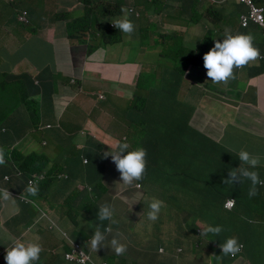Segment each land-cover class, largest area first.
Segmentation results:
<instances>
[{
	"label": "crops",
	"instance_id": "obj_1",
	"mask_svg": "<svg viewBox=\"0 0 264 264\" xmlns=\"http://www.w3.org/2000/svg\"><path fill=\"white\" fill-rule=\"evenodd\" d=\"M110 2L121 3L127 8L134 7L137 10L134 0H23L22 7L30 12L31 24L22 26L18 23L17 16L11 15L4 19L3 14L9 10L8 2L0 0V40L4 38L7 42V45L0 47L11 49L13 52L8 51L12 54L21 51L26 43L33 45L40 57L46 55V60L42 61L43 73L56 70L60 75L72 76L78 72L83 81L85 76L103 77L111 83L123 82L132 85L135 79H127L129 74H133L130 66L139 63L137 59L134 64L120 66L122 73L128 74L123 75L124 78L113 71L119 67L111 68L106 74L100 68L99 62L94 61L96 56L106 53L101 37L97 38L93 34L100 16L95 6L110 5ZM177 2L181 0H169L170 5ZM85 5H92L93 9L88 12ZM195 6L200 10L199 3H195ZM238 9L241 12L246 10L241 5ZM133 22L136 24L135 40L143 39L141 18L137 17ZM81 31H85L89 36L79 38ZM242 32L252 33L255 43L264 51V29L260 30L255 25L248 29L238 27L237 33ZM130 39L134 40V37ZM122 44L125 45L123 55L126 57L130 49L132 50V45L127 42ZM22 58L24 60L16 69L35 71L31 62L26 61V57ZM104 62L110 64L108 60ZM258 65L260 69L250 71L252 65L244 68L228 86L219 87L221 90L230 91L235 99L219 104L221 110L227 107L225 112L229 117L228 119L223 114V127L230 121V126L247 138L240 146L225 149L226 134L219 138L216 150L213 146L212 150H209L205 138L201 141L202 149L195 150L193 154H188V149L178 145L179 141L175 139L155 143L156 148L162 151L160 157L147 162L144 181L137 182L140 187L134 184L126 190L125 185L119 186L115 180V164L95 147L97 142L107 146L114 141L113 135L101 132L91 118L95 116L99 121H107L114 111L111 100L106 98L102 105H96L89 96L79 95L75 99L77 106L65 125L61 124V119L70 106L67 102L70 98L51 100L49 96L42 101V123L37 126L33 123V142L24 154L27 157L32 153L40 156V173H46L47 179L39 183L38 194L31 197L25 187V180L28 174L32 173L31 170L21 168L24 172L23 178L8 176L9 180L7 177L2 180L7 172H0V254L5 253L10 243L16 239L35 240L44 249L42 259L45 261L40 264H62L61 256L58 258L59 262L48 263L51 260H48L46 248L50 251L52 247L47 243L63 236L60 230L72 231L70 242L73 245H76L77 241L91 238L96 226L100 224L97 209L90 210V215L84 219L80 201L91 196L94 200L97 199L98 205L107 202L114 206L118 223L112 225L113 231L109 239L119 232L118 239L127 246V251L122 256H117L110 248L102 247L107 250V255L97 257L98 261L107 260L108 264H264L262 190L258 186V194L249 198V181L245 180L233 186L223 183L228 178L229 171L226 169L225 172V164L232 169L240 166L233 149L238 151L243 148L252 154L264 156V65ZM73 88L64 95L69 96L73 90H77V86L74 85ZM83 88L85 89L84 86ZM114 90L115 88H111L106 93L113 94ZM231 106H236V111H232ZM45 125H51V128L46 129ZM92 127L93 139L90 136ZM209 134L216 136V130H211ZM167 138L169 137L165 135V139ZM44 142L47 144L44 145ZM37 145L43 148L49 146L48 150L45 149L46 154H39ZM179 146L182 148L181 153L177 150ZM143 148L145 149V146ZM207 152L215 154L209 156V160L205 161H208L207 163H197L201 162L198 159ZM44 157H48L52 163L41 171ZM155 159H161L158 165L164 166L159 173L152 172L150 162ZM91 164L96 165L99 174ZM110 164L113 167H110ZM54 165H57L56 172L51 170ZM256 171L263 179L264 160ZM60 174H64L66 178H61ZM187 174L199 178L200 181L188 178ZM97 180L99 186L95 190L94 183ZM113 188L115 190H112ZM5 189L11 197L7 200L3 198ZM150 197H156L166 205L155 222L148 220L146 216ZM226 198L245 200L250 206L241 205L233 212L224 211L223 203ZM65 203L72 222H69L66 228L60 226L55 229L51 221L60 225L66 210H59ZM221 217L227 219L232 226L233 232L230 235L200 236L205 226H212V222ZM108 223L104 221L103 225L107 226ZM230 237L238 238L245 248L244 253L238 254L234 259L223 255L220 248V244Z\"/></svg>",
	"mask_w": 264,
	"mask_h": 264
},
{
	"label": "clouds",
	"instance_id": "obj_2",
	"mask_svg": "<svg viewBox=\"0 0 264 264\" xmlns=\"http://www.w3.org/2000/svg\"><path fill=\"white\" fill-rule=\"evenodd\" d=\"M138 1L139 3L134 4L137 8L135 10L134 7L127 8L125 5L121 8L122 16L114 18L110 25L111 27H115L119 30V32L123 33L127 38L134 37V40L130 39V45H132V50L127 53V56L124 57V47L122 43H113L110 45H105V54L107 58H110L108 62L110 64L123 66L127 64H134V62H128L129 59H140L144 56L142 62L138 60V64L145 63L147 65L148 70H152L155 68L153 66L152 53L150 49L152 46H160V57L163 60V50H164V38L163 35H168L172 32L171 29L165 28L167 26V22L164 23V19L166 17H160V13H157V7L153 8L149 11H144L143 0H134V3ZM181 1V6H182ZM201 2V0L196 1V3ZM165 4H169V0L166 1ZM178 5V2L175 5H170V9H175ZM239 5L243 6L246 10L242 12L241 15V27L247 28L249 26V22L255 23L263 27L264 29V4H261L257 0H239ZM23 6V5H22ZM20 7L19 10L16 11L17 21L22 26H29L31 24L30 12L27 9H23ZM218 6L222 8L221 1H219ZM210 7V6H209ZM19 8V7H18ZM208 8V7H207ZM204 10L201 11H206ZM216 10L217 8L213 6ZM15 9H13L14 12ZM26 12L27 13V22L21 21L20 16ZM147 18V23L142 30L144 34V38L139 40H135L136 36V24L133 22L137 17L142 19L143 14ZM161 14H167L171 16V18L178 19L177 17L172 16V14H168L162 12ZM179 20V19H178ZM205 20H202L195 25L204 23ZM149 22H153L156 24L154 29H150ZM209 22V21H208ZM212 26V22H209ZM206 26V27H205ZM205 36L209 31L210 26L207 25V21H205ZM181 35L185 40L184 34ZM205 36L201 40V42L205 39ZM213 37V35H212ZM129 39L127 41H129ZM157 39V40H155ZM144 40H147L148 44H144ZM166 41V40H165ZM173 42L176 43L175 37ZM200 42V43H201ZM200 43L197 47H199ZM213 47L203 55V67H195L189 66L190 72H187V68L185 69V80L191 79L197 80L194 77L195 73L200 72L204 75V78L207 80L204 82L195 81V84L200 86V90L207 92L208 95L201 99L202 96L198 95V91H195L192 87H188L185 83V80L182 84L179 85L178 90L176 92V98L181 99L179 104L181 105H191L195 108L193 117L189 116L188 118H184V113L178 114H168L170 104L169 102L159 106L154 103V100L158 98H162L169 95L171 90V71L170 68L164 69L161 68L157 72L147 73L146 75L140 76V78H135L134 84H126L125 86H129L130 89L127 91L129 95L133 98L135 97L132 94V90L135 88H139L140 91L143 92V104L141 106H136L139 110L137 112V116L132 111V105L128 107V122L123 125L125 130H128L127 135L123 136L122 141L116 138L115 134L113 135L114 141L111 145H105L103 143L97 142L95 144L96 149L101 150V154L106 158L111 157L112 162L115 164L116 170L120 173V179L123 185L132 186L136 185L140 187L137 182H140L144 179L146 170H147V151L143 147H136L132 149L131 145V136L133 134H145L147 127H156L157 123L162 119L173 120V124L169 126L167 131V139L164 138L163 142L171 141L172 139L178 140V145L183 146L185 149H188V154H193L195 150H200L203 147L201 141L206 138L208 142V148L211 151L212 146L217 148L218 140L221 137L222 127L225 122V118L223 116H227V112H225V108L220 111L214 112L210 110L206 112L199 103L206 102V104H212L213 100L220 102L227 101H235L233 98V94L230 91L221 90L219 87L228 86V84L236 79L237 70H242L250 64L256 63L259 60L264 59V55L261 54L260 49L255 45V37L252 33H236L233 34V31L230 27H225L223 30V39L222 41L214 42V38H212L211 44ZM193 47V46H192ZM1 48L0 50H2ZM9 50V49H8ZM6 48L0 54L2 62L0 65L7 62L9 51ZM24 60L23 58H19L12 68L14 74H18L27 80V82H34L33 75H38L40 77V68L44 67L43 62H40V65L35 63H31L34 67L35 71L32 69L31 71H21L16 69L18 64ZM148 61L151 62L148 65ZM14 63V62H13ZM161 63V62H160ZM159 63V67L160 64ZM135 65V64H134ZM167 71L169 74V78H165L161 81V83H155L152 81H158L157 75L159 71ZM56 71V70H55ZM141 74V73H140ZM143 76L147 77L148 82H141ZM37 78V77H36ZM29 80V81H28ZM136 81L138 83L136 84ZM35 84L41 85V82L35 79ZM33 83V84H34ZM56 83L60 85L61 79L57 80ZM206 83L210 88L208 90L203 87V84ZM34 84V88L29 92L33 93V95L38 94V89ZM71 84L73 86H77V90L83 91L84 81L83 77L80 76L79 82H77L73 75L71 76ZM57 85V86H58ZM54 85V88L57 87ZM213 88H219V90H213ZM43 97L42 101L46 100L49 96L50 98H54V94H51L52 91L45 89L42 87ZM74 89V88H73ZM120 89V88H119ZM115 89L114 92L116 90ZM77 90H73L72 96L69 97L68 103H72L80 94H78ZM123 90V89H122ZM202 94V95H203ZM30 99V97L27 96ZM129 100V98H126ZM55 100H63V99H55ZM98 100L103 103L106 100L105 95H100ZM30 102V100H29ZM23 106H26L22 103ZM232 111H236V106H231ZM7 106L3 102H0V115L5 116ZM22 111L26 113L24 125L21 117L18 114H12L9 116L7 124H0V172H7V175L3 177L4 180L8 176H14L16 178L22 179L24 176V172L22 171L21 163L18 167L12 168L9 166L7 171H3V166L6 161H11L12 158L10 154L14 151H17L23 156H26L21 149L17 146L25 144L27 141L33 142V138H31L33 121L31 117L27 114V110L22 107ZM234 113V112H232ZM228 117V116H227ZM114 118V111L109 115V119ZM109 119L107 121L103 120L106 126L109 127ZM229 119V117H228ZM42 123V117L41 121ZM232 122L229 121L228 126L231 125ZM95 124V122H94ZM98 127V126H97ZM46 129H50L51 125H45ZM99 128V127H98ZM101 132H105L103 129L99 128ZM211 130H216V136H212L209 134ZM85 131H83V134ZM94 129L92 127L90 136L93 139ZM120 133L118 132V134ZM26 140V141H25ZM221 143V140L219 144ZM9 144V146H6ZM44 145L47 143L44 142ZM145 146V145H143ZM4 150H7V156H5ZM109 150V151H107ZM107 151V152H106ZM236 151L238 160L240 161V166L235 169H230L228 171V178L223 181L224 184L233 186L234 184L243 183L245 180L250 182L248 196L249 198L255 197L258 194V186L259 189L262 190V195H264V178L261 179L260 174L256 169L261 166V161L264 160V156L255 155L250 153L249 151L241 148ZM27 157V156H26ZM25 158V157H24ZM87 163V160H85ZM64 174H60L59 176L62 178ZM66 178V176L64 175ZM47 179V174L39 175L35 177L33 173H29L25 180L26 191L35 196L38 194L39 183ZM92 190V189H90ZM3 198L5 200L11 198L7 189L3 190ZM97 200V199H96ZM66 204V203H65ZM238 205L237 200L233 198H226L223 203V208L227 211H234L236 206ZM248 205L249 203L239 204ZM165 202L156 198L150 197L148 201V211H147V219L155 222L158 220L162 209L165 207ZM67 204L59 210H66ZM116 212L115 208L110 203H102L99 205L97 209V219L100 222L99 225L96 226L95 231L93 232L91 238L77 241L76 245H73L70 240L72 239V231L66 232L65 230H60L63 236H59L55 238L52 242L47 243V245L52 247V250L46 251L48 253V260L59 262V256L62 258V264H108L107 260L98 261L97 257H104L107 255V250L102 247L110 248L117 256H122L127 251L126 244L122 243L118 237L120 233L117 232L115 235H112V238L109 239V236L112 234V225L118 223L115 219ZM262 222L264 223V213L261 214ZM108 221V225L104 226L103 222ZM51 225L55 229H59L60 225L57 222H52ZM223 227L220 225L216 226H205L203 230L200 232V236H218L223 231ZM55 248H53V246ZM220 248L222 254L225 256H230V258L234 259L238 254L244 253L245 248L243 244L239 242L238 238L230 237L227 238L222 244H220ZM43 247L39 242L35 240H21L16 239L10 243V246L6 249V252L0 254V264H40L44 260L42 259ZM110 251V252H112ZM162 251V250H160ZM180 251V249H179Z\"/></svg>",
	"mask_w": 264,
	"mask_h": 264
},
{
	"label": "trees",
	"instance_id": "obj_3",
	"mask_svg": "<svg viewBox=\"0 0 264 264\" xmlns=\"http://www.w3.org/2000/svg\"><path fill=\"white\" fill-rule=\"evenodd\" d=\"M9 3V10L7 9V11L3 14L5 15L4 19L9 18L11 15H13V9H16L18 7H21L23 5V0H6ZM198 0H185L183 2L184 5L181 6V10H176L175 9H170V5L169 4H165L166 0H143V2H147V3H151V4H157L156 2H159L161 5H157V13H168V14H172V16L177 17L179 20H182L186 17H188V20L190 21V23H198L202 20L207 21V25L210 26L208 33L205 36V39L200 43L199 47L198 43L197 44H193L192 46H189V43L185 44L184 43V38L179 35L177 32H172L168 35H163L162 37L164 38V50H163V60L161 61V65L162 68L164 69H169V71H171V90L169 92V104H170V108H169V112L168 114H178V113H184L182 115H184V118H188L189 116L193 117V113L195 108L191 105H181L176 101V92L178 90V87L180 84H182V82L185 80V69L188 68L189 66L193 65L195 67H203V55L205 53H207L212 47L213 45L209 46V44H211L212 41V35L214 34V30L212 28V26L210 25L209 22H213L216 21V23L219 22V24L223 23L222 27H221V33L223 34V30L225 27H230L233 31V34L237 33V28H241V29H248L251 25H255L258 26V29L262 30L263 27H261L258 24L249 22V26L247 28H242L241 27V15L242 12L238 9L239 7V0H222L221 1V5L222 8H220L219 10H216L215 8H213V6H210L206 9V11H201L198 10L195 6V3ZM258 1V0H257ZM262 4L263 0H259ZM139 3L138 1H136L134 4ZM114 4V5H113ZM102 5L103 6V11L105 12V16L108 17L106 20H99L98 23H96L95 28H94V36L97 38H100V40L102 41L103 45H110L111 43H124L127 42L129 45V41H127L128 39H126V36L119 32L118 29H116L114 26L111 27L110 23L111 21L116 18V17H120L123 15V13L121 12V8L124 7V4L121 3H112L110 2V5L108 4H98L97 6H95V10H98V6ZM86 6V11H91L93 9L92 5H85ZM224 20L226 22H230V24L225 25L224 24ZM7 20H5L6 22ZM209 21V22H208ZM149 27L150 29H154L156 24L153 22H149ZM206 27V26H205ZM242 33H248V32H242ZM78 36V35H76ZM89 34L86 33L85 31H81L79 33V38L83 39L88 37ZM259 36V35H257ZM175 37L176 43L173 42V39ZM260 37V36H259ZM166 40V41H165ZM144 44H148L147 40H144ZM124 45V44H123ZM255 45L260 49V46L257 45L255 43ZM4 50V48L2 49V51ZM260 52L262 55H264V51L260 49ZM60 59V57H59ZM17 60L13 63V65L10 66V69H6V72H2L0 74V89L3 86V83H5L6 79H12V80H17V84L24 89V94L19 98V100L21 101V103L25 104L26 106L21 105L23 108H25L27 110V114L31 117V120L34 123V126H37V124L40 123L41 118L39 117V108L36 104H31V102H29V98H27V92H29L31 89L34 88V84L31 82H27V81H23V80H27L26 78L18 75V74H10L11 69L15 66ZM128 62H134L133 59H129ZM258 64H263L264 65V59L259 60L256 63L250 64L249 66L252 65L250 71H254L255 68L256 69H260V66ZM170 65V66H169ZM247 66V67H249ZM245 67V68H247ZM204 68V67H203ZM40 77L44 74H48V76L45 77V83L43 84V88L48 89L51 92V94H54V98H51V100H55V99H64L67 97H71V95L69 96H65L64 93L66 91H68L69 89L72 88V84H71V76L70 75H60L58 74L55 70L51 71V72H46L43 73V67L40 68ZM243 71L242 70H237L236 72V77ZM7 74H10L9 76H6ZM258 74V73H256ZM73 78L79 82V78L80 75L77 72L76 74L73 75ZM239 78V77H238ZM61 79V83L60 85H58L57 87L54 88V84L53 82L57 81ZM29 81V80H28ZM70 81V82H69ZM11 85H13V83H11ZM36 87H38L37 84H35ZM203 91L202 90H198V95L202 96ZM8 98H11L13 100H17V97L13 94V92H11L9 95H0V101L6 100ZM139 110L135 107V115L137 116V112ZM173 120H168L167 119H162L160 120L156 127L152 128V127H147L146 129V135L145 134H133L131 136V145H132V149L140 146V147H144L143 145H145V149L147 151V162L152 159V158H159L161 155V150H158L155 146V143H165L163 142L165 135H167V131L169 126L168 125H172ZM6 146H9V144H6ZM177 150H179V152H182V148L179 146V148H177ZM5 156H7V150H4ZM211 154H215V152H207L205 154H203L198 161L201 162H197V163H207L205 162L206 160H209V156ZM12 160L11 161H6V163L4 164L3 171H7L9 166L12 168L18 167L21 163L22 164V168L24 169H29L32 171V173L34 174L35 177H38L41 173H40V166H41V159L40 156L32 153L30 154L28 157H25L23 155H21L20 153H18L17 151H14L10 154ZM214 157V156H213ZM212 157V158H213ZM161 159H155L153 161L150 162L151 166L153 167L152 172L153 173H159L161 172L162 167H160L158 165V161ZM52 161L48 158V157H44L43 161H42V165L43 167L41 168V171H43L49 164H51ZM148 164V163H147ZM56 167L57 165L52 166L51 170L53 172H56ZM59 167V166H58ZM236 167V166H235ZM226 169H232V167L228 166L225 164L224 166V170L226 172ZM171 174V173H170ZM188 178H191L192 180L195 181H200L199 178L190 176V175H186ZM64 177V175L62 176ZM209 185L213 187V184L209 182ZM214 188V187H213ZM219 195H221L218 192ZM33 197V195H28ZM224 199V198H223ZM82 202L83 209L84 207L91 210L93 208L98 209L99 205L96 202V199L94 200V198H92L91 196H87L84 199L80 200ZM238 205L236 206V209L239 207V204H241V201H238ZM224 209V208H223ZM224 211H227L224 209ZM230 212V211H229ZM233 212V211H232ZM82 216H85L84 214V210L82 211ZM88 216H86L84 219H87ZM72 222L71 219L69 218V215L67 213V210L65 211V214L61 220L60 226L66 228L68 226V223ZM216 225H220L223 227V231L221 232V234H227L230 235L233 232V228L232 226L229 224V222L227 221V219H225L224 217H221L215 221L212 222V226H216Z\"/></svg>",
	"mask_w": 264,
	"mask_h": 264
},
{
	"label": "rangeland",
	"instance_id": "obj_4",
	"mask_svg": "<svg viewBox=\"0 0 264 264\" xmlns=\"http://www.w3.org/2000/svg\"><path fill=\"white\" fill-rule=\"evenodd\" d=\"M167 1V0H166ZM181 1H185V0H181ZM219 1L222 0H201V2H199V6L198 8L200 10H204L205 8L209 7V6H215L217 8H220L218 6ZM157 4H151V3H147L145 2L144 4V11H149L152 10L153 8L157 7V5H161L159 2H156ZM185 2H182V6L184 5ZM9 6V3H8ZM19 8H16L13 12V16L16 17V11L19 10ZM176 10H181V2H178V5L176 7ZM98 14L99 16V20H106L108 17L105 16V12L103 11V6L99 5L98 6ZM160 17H166L163 18L164 23L167 22V26L165 28L171 29L172 31H179V34H184L185 35V41L184 43L187 44L189 43V46H192L193 44H199L201 42V40L203 39V37L205 36V21L204 23H200L198 25L192 24L190 23V21L188 20V17L182 19V20H176L174 18H171V16L167 15V14H159ZM147 23V18L145 16V13L143 14V17L141 19V27L142 29L145 27ZM224 24L228 25L230 24V22H226L224 20ZM223 23L219 24L216 23V21L212 22V28L214 30V34H213V38H214V42L216 41H222L223 39V34L221 33V27H222ZM9 37V35H7ZM157 40V39H155ZM113 44V43H111ZM1 45H7L6 40L3 38L0 40V46ZM1 48H6V47H0ZM11 52H13L11 49H9ZM160 46H152V48L150 49L151 53H152V60H153V66H155V68H153L152 70H148L147 65L145 63L141 64H137V65H131L130 69L131 72H133L132 75L129 74V79H135V78H140V76L142 75H146L147 73H152V72H157L159 69L162 68L159 67V63L162 61V58L160 57ZM2 53V50H0V54ZM22 57H26V61L31 62V63H35L37 65H40V62H42L43 60H46V55H44L43 57L39 56V53L36 51V49L34 48L33 45L30 44H25L23 49L19 52L16 53H9L7 62L0 65V74L2 72H6V69H10V66L13 65V62H15L16 60H18L19 58ZM110 58L106 57V54L102 53L101 55H98L94 58V61L99 62L100 64V68L102 70L105 71V73L107 74L108 71L112 68H116L119 67V65H115L114 64H109L106 63L104 61L109 60ZM144 59V56L141 57L140 62H142ZM101 61H103L102 63H100ZM2 62L1 57H0V63ZM151 62L148 61V65H150ZM170 66V65H169ZM193 66V65H191ZM17 68V67H16ZM135 68V69H134ZM114 72L118 73L120 75L121 78H124L123 75H128L127 73H122V68L119 67V69H115L113 70ZM126 72V71H124ZM187 72L189 73L190 70L189 68H187ZM141 73V74H140ZM10 74H14L12 69ZM10 74H7L6 76H9ZM48 76V74H44L41 77H39L38 75H33L34 77V82L35 79L39 80L41 82V85H38V87H36L38 89V94L37 95H33V93L31 92H27V96L30 97V102L31 104H36L39 108V117H42V97H43V89L42 86L45 83V77ZM37 77V78H36ZM100 77V76H99ZM194 77H196V79L199 82H202V80L204 82H206L207 80L204 78V75L201 74L200 72L195 73ZM165 78H169V74L167 73V71H159L158 75H157V80L158 81H152L155 83H161V81ZM197 80H191V79H186L185 83L188 87H192L195 91H198L200 89V86L198 84H195ZM141 82H148L147 77L143 76ZM11 83H13V85H11ZM138 83V81H136V84ZM53 84L55 86H57L58 84L54 81ZM127 83H123V82H119V83H111L109 82V80H106L105 78L101 77V78H96V77H90V76H85L84 78V87L85 89L83 91L77 90L78 94H80V97H84L83 95H87L90 97V99L96 103V105H102V103L98 100L99 96L105 95L106 98L111 100V104L113 105L114 108V118L113 119H109V127L105 125V123L103 121H99L95 116H92V120L95 122V124L103 129L105 132L110 133L112 135L115 134L116 138L119 139L120 141H122L123 136L127 135L128 130H125V128L123 127V125L127 124L128 122V107L130 105H132L131 109L134 112V109L136 106H141L143 103V98H144V94L142 91L139 90V88H135L132 90V94L135 95V97L133 98L131 95H129L127 93V91L130 89L129 86H125ZM203 87L206 88L208 90V88H210L208 86V84L204 83ZM111 88H115V89H119L116 90L113 94H107L106 91L110 90ZM123 89V90H122ZM213 90H219V88H213ZM103 91V92H101ZM11 92H13V94L17 97V100H13L11 98H8L6 100L0 101L3 102L4 104H6L7 109L5 112V116H1L0 115V124H7L8 118L10 115L12 114H18L24 125H26L25 122V117H26V113L24 111H22V103L19 100V98L24 94V89L21 88L18 84H17V80H12V79H6L5 83H3V86L0 89V95H9ZM208 95L207 92H204V94L202 95L201 99L205 98ZM126 98H129V100H127ZM170 101L169 96H165L162 98H158L156 100H154V103L156 105H163L167 102ZM176 101L180 103V101H182V98L177 99ZM219 103H224V102H220V101H216L213 100V103L211 105L206 104V102H202L201 103V107L206 111L209 112L210 110L217 112L220 108V104ZM216 105V106H213ZM77 106V100H73L72 103L70 104V106L68 107V109L65 111L62 119H61V124L65 125V122L68 120V118L70 117L72 111L75 109V107ZM118 132L120 133V135H116L118 134ZM222 135L226 134V138L224 139V144L226 145L225 149H230L233 147H238L240 146L241 142L243 140H246L247 138L244 136V134L242 132H239L237 130H235L234 128H232L231 126H226V127H222V131H221ZM34 135V133H33ZM32 138V136H31ZM223 138V136H222ZM221 138V141H222ZM236 140V142H234ZM26 141V140H25ZM29 146H31V142L27 141L25 144L17 146L19 149H21V151L23 152H27L30 148H28ZM35 147V145L33 146ZM31 147V148H33ZM37 152L39 154H46V150L45 149H49V146L46 148H43L41 145H37L36 147ZM109 151V150H107ZM106 151V152H107ZM108 158L111 159V157L109 156ZM91 167H93V169L98 173V170L96 169V165L91 164ZM110 167L111 166L110 164ZM218 169H220V166H218ZM61 170V169H59ZM114 177L115 180L117 182V184L119 186H123L122 181L120 179V173L116 170V167L114 166ZM99 174V173H98ZM144 180L140 181V183H143ZM99 186V180H97L94 183V187L95 190L98 188ZM129 186H124V190L128 189ZM101 188H103L101 186ZM112 190H115V188H113ZM262 201L264 202V195L261 196ZM97 201V200H96ZM242 204H245V200H241ZM82 206H84L82 204ZM84 214L85 216H83V218H85L86 216L90 215V210L84 207ZM53 248H55L53 246ZM45 261V260H44ZM51 261H49L48 263H51ZM47 264V263H46Z\"/></svg>",
	"mask_w": 264,
	"mask_h": 264
},
{
	"label": "built area",
	"instance_id": "obj_5",
	"mask_svg": "<svg viewBox=\"0 0 264 264\" xmlns=\"http://www.w3.org/2000/svg\"><path fill=\"white\" fill-rule=\"evenodd\" d=\"M19 19H20L21 21L27 22V13L24 12V13L20 16Z\"/></svg>",
	"mask_w": 264,
	"mask_h": 264
}]
</instances>
